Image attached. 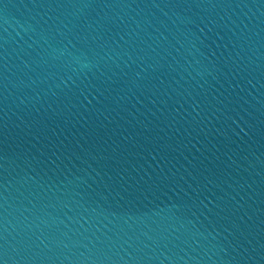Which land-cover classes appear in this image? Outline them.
I'll return each instance as SVG.
<instances>
[{"label":"water","instance_id":"1","mask_svg":"<svg viewBox=\"0 0 264 264\" xmlns=\"http://www.w3.org/2000/svg\"><path fill=\"white\" fill-rule=\"evenodd\" d=\"M3 264H264V0H0Z\"/></svg>","mask_w":264,"mask_h":264},{"label":"snow or ice","instance_id":"2","mask_svg":"<svg viewBox=\"0 0 264 264\" xmlns=\"http://www.w3.org/2000/svg\"><path fill=\"white\" fill-rule=\"evenodd\" d=\"M0 264H3V261H0Z\"/></svg>","mask_w":264,"mask_h":264}]
</instances>
